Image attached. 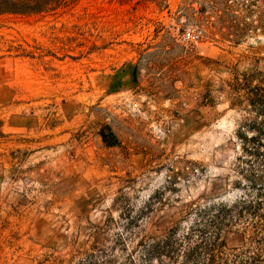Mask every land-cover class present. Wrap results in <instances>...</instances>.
I'll return each mask as SVG.
<instances>
[{"label": "rangeland", "instance_id": "rangeland-1", "mask_svg": "<svg viewBox=\"0 0 264 264\" xmlns=\"http://www.w3.org/2000/svg\"><path fill=\"white\" fill-rule=\"evenodd\" d=\"M236 23L251 28L240 39ZM255 69L257 0H67L0 14V264H76L96 249L122 264L141 237L237 201L245 102L226 84Z\"/></svg>", "mask_w": 264, "mask_h": 264}, {"label": "trees", "instance_id": "trees-1", "mask_svg": "<svg viewBox=\"0 0 264 264\" xmlns=\"http://www.w3.org/2000/svg\"><path fill=\"white\" fill-rule=\"evenodd\" d=\"M257 1L264 6V0ZM65 2L0 0V14L40 13ZM248 26L231 25L233 36L237 39L245 36L251 29ZM226 85L245 102L242 110L246 116L235 133L239 154L234 183L242 195L232 204L217 202L197 208L191 225L185 229L173 228L161 235L141 237L134 253L127 254L122 264H264V72L255 69L242 76L234 75ZM241 90L243 93L239 95ZM101 136L110 146L118 144L111 130ZM236 229L243 235L242 244L228 248L225 237ZM97 251L84 253L76 264L112 263L109 253L100 250L97 255ZM97 256L103 258L101 263Z\"/></svg>", "mask_w": 264, "mask_h": 264}, {"label": "built area", "instance_id": "built-area-1", "mask_svg": "<svg viewBox=\"0 0 264 264\" xmlns=\"http://www.w3.org/2000/svg\"><path fill=\"white\" fill-rule=\"evenodd\" d=\"M183 35L191 42H197L199 40V33L193 30L191 27L185 28Z\"/></svg>", "mask_w": 264, "mask_h": 264}]
</instances>
